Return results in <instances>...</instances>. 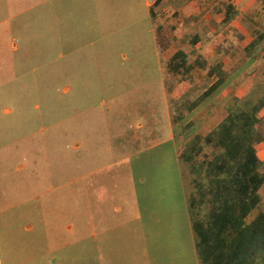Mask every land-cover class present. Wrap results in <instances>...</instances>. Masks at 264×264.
Listing matches in <instances>:
<instances>
[{"label": "rangeland", "instance_id": "374dc122", "mask_svg": "<svg viewBox=\"0 0 264 264\" xmlns=\"http://www.w3.org/2000/svg\"><path fill=\"white\" fill-rule=\"evenodd\" d=\"M184 1L161 9L158 21L168 26L172 38L163 58L157 55L150 19L111 21L110 25L102 21L96 27L93 11L82 9L77 0H0V66L15 62V69L0 67V242L5 264L51 250L57 255L62 243L76 242L84 254L78 264H94L93 217L99 208L94 187L100 182L107 185L105 177L111 176L114 190L141 189L136 180L151 178L161 148L143 151L138 144L163 138L169 126L181 144L196 131L205 136L236 106L237 99L245 109L255 107L264 124V39L254 50L244 49L256 34H264V2L255 0L256 7L250 5L225 27L221 19L230 0H196L208 4L213 20L209 35L197 31L203 26L197 16L180 20L177 9ZM251 1L240 7L245 9ZM201 37L213 39V58L218 47L227 53L221 58L229 77L201 100L193 115L190 106L215 78L204 81L199 76L193 84L190 70L173 72L169 61L184 51L188 66L189 50ZM13 40L18 51L6 55L3 47ZM159 63H164V86ZM179 75L185 82L178 89ZM175 90V96L181 91L184 98H172ZM4 109L11 113L4 114ZM150 126L159 127L157 138ZM139 134L140 143L134 141ZM108 144L113 147L111 154ZM255 148L264 174V141ZM214 153L213 147L206 146L196 159L200 162ZM107 164L109 173L99 171ZM16 166H21L18 172ZM159 171L170 175L165 165ZM182 172L190 185L186 166ZM172 188L176 189V182ZM259 196L247 222L264 209V184ZM104 204L115 206L120 201ZM136 242L130 240L125 250L121 244L113 245L119 259L114 262L107 256L102 264H141L143 251ZM174 254L165 256L166 264L182 263Z\"/></svg>", "mask_w": 264, "mask_h": 264}, {"label": "crops", "instance_id": "0c3cea01", "mask_svg": "<svg viewBox=\"0 0 264 264\" xmlns=\"http://www.w3.org/2000/svg\"><path fill=\"white\" fill-rule=\"evenodd\" d=\"M156 1L157 0H77V2H80L82 9L85 7L89 13L93 11L91 18L94 21L93 25H96V27L102 25V21L103 24L106 23L107 25H110L111 21H142L150 19L151 29L153 32V19L156 21L161 19V9H165V7L168 8L177 0H161L154 8L153 14L155 17H152L150 7L153 6ZM245 1L246 0H230V3L235 7L238 13L232 22L236 21L241 14L247 11L250 5H255L256 7L255 0H252L245 9H242L240 6L243 5ZM177 10L180 13V20L191 18L192 15L197 16L198 22H203V28L200 27L197 31H204L210 35L213 20L208 15V4L200 5L196 3V0H185L183 5L180 8L178 7ZM104 12L106 15H104ZM100 33L101 30L97 31L98 35H100ZM200 39V43L198 41L189 50V64L190 61L192 63L198 55H200V57L204 60H211L213 58L211 50L213 39L210 37L209 39H205V37H201ZM3 48H7L5 50L6 55L14 56V54L18 51L14 40L11 44L9 43L8 46ZM178 49L179 48H177V50ZM166 52L159 54L157 51V55L158 57L160 56L164 58ZM207 53H209V55H207ZM8 61L9 58H5L4 62L8 63ZM19 66L20 65L18 64V67ZM8 67L15 69V62H13L11 67L9 66V63L8 66H3V68ZM158 67L162 72V81L164 86L166 77L164 63H159ZM198 71H200V73H198ZM199 76L204 77V81L206 79H211L212 81L215 78L208 85V87L216 80V77L210 76L206 69H201L196 66L192 67L189 72V79L191 83L195 84L194 82H197V77ZM176 77L178 78L176 83L177 88L179 89L183 86L185 80L182 81L180 75ZM228 77L227 73V79L224 83L228 81ZM162 92L163 95H165L164 87L162 88ZM175 93L176 90L174 91V96H172V98H184V92L179 91L178 96H175ZM197 108L198 106L190 109L189 113L195 115ZM3 113L10 114L11 111L4 109ZM193 122H195V126L193 125L192 127L194 129L196 128V121L194 120ZM220 122H218L215 127ZM150 127L152 128V130H150L152 133L151 135L157 138V134H159V127ZM172 131L173 128L169 126L168 133H166L163 138L155 139L150 145L146 143L141 145L138 144V147L141 146L143 151L161 148V151L156 153L157 167L155 172L152 173L151 178L141 176L139 181L136 180L138 184L142 185L141 189L133 188L130 192L126 190H114L113 185L110 183L111 176L105 177V179H108L107 185L100 182L94 187L95 189L93 190V193L99 207L96 211H94L93 217V240L94 243L96 242V248L94 250V253H96V255H94V264H102V262L107 260V256L110 261H117L119 256L117 253H113V245L121 244L123 246L122 250H125L128 248L130 240H136V243L142 247V255L144 259L141 264H166L164 258L166 255L171 254V252L177 253L174 254V257L177 255L182 258L181 264H201L196 249L197 239L192 227L193 213L189 206L190 185H188V177L182 172L183 165L178 155V150L182 147V145L185 146L188 144V142L196 135L201 136V132L194 131L195 133L189 135L187 140L181 144L174 139V135L171 134ZM185 132L187 131H184V133ZM134 141H138L140 143L143 141V138L140 134L135 135ZM128 145L127 148L129 147ZM112 148L113 147L110 144L107 145L109 154H111ZM168 149L171 154L168 152ZM5 164L7 163H4V165ZM161 165L167 166V173L170 175L165 174L164 176L163 172L159 171ZM109 166V164L102 165L99 171L109 173ZM171 166H173V171L170 173L169 171ZM20 169L21 166H16L15 171L18 172ZM174 182H176V189L172 188ZM116 199L120 201L119 205L104 207V203H107L109 200L116 201ZM253 210L251 212H253ZM251 212L247 217L250 216ZM257 214L250 217L248 222L245 219L246 224L250 223ZM24 229H30V227ZM69 229L70 227L66 228L68 233ZM71 245L73 244L65 243L63 245L62 243L57 255L52 253L53 250L49 253L41 255H27V259H22L23 261H26H20L17 262V264H39L38 262H40V264H78L79 260L83 259L84 254L80 252L79 244L77 242L73 245L72 249L70 247ZM104 246H108L110 249H107ZM70 249L73 250V253L71 254L68 253ZM115 251L117 250L115 249ZM0 264H5V257L1 248V242Z\"/></svg>", "mask_w": 264, "mask_h": 264}, {"label": "trees", "instance_id": "16d2710c", "mask_svg": "<svg viewBox=\"0 0 264 264\" xmlns=\"http://www.w3.org/2000/svg\"><path fill=\"white\" fill-rule=\"evenodd\" d=\"M160 1L150 7L152 17ZM237 14L235 7L227 4L222 24L228 27ZM153 23L156 48L162 54L171 44L170 30L156 20ZM237 34L241 39V33ZM263 39V33L256 34L245 51L254 50ZM215 54L211 60L197 56L186 66L185 52L178 51L169 61L173 72L183 67L187 72L196 66L216 77L190 109L213 94L227 79L221 58L227 53L218 47ZM240 101L235 100L236 106L214 129L205 136H194L178 154L183 168L186 166L191 175L189 206L201 264H264V209L250 223L245 222L260 202L258 191L264 184L255 148L264 141V124L255 107L245 109ZM261 103L264 104V96ZM206 146L213 147L215 153L212 158L204 156L199 162L196 158L203 154ZM205 207L208 209L202 214Z\"/></svg>", "mask_w": 264, "mask_h": 264}, {"label": "built area", "instance_id": "2783aa9c", "mask_svg": "<svg viewBox=\"0 0 264 264\" xmlns=\"http://www.w3.org/2000/svg\"><path fill=\"white\" fill-rule=\"evenodd\" d=\"M259 1H262V2H264V0H259Z\"/></svg>", "mask_w": 264, "mask_h": 264}]
</instances>
